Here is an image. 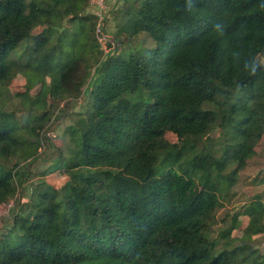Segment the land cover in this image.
Returning a JSON list of instances; mask_svg holds the SVG:
<instances>
[{
    "label": "trees",
    "instance_id": "trees-1",
    "mask_svg": "<svg viewBox=\"0 0 264 264\" xmlns=\"http://www.w3.org/2000/svg\"><path fill=\"white\" fill-rule=\"evenodd\" d=\"M89 8L0 0V85L20 71L27 86L52 75L54 101L86 94L47 167L64 170L66 182L39 179L22 203L24 164L40 158L56 115L20 122L0 105V204L12 201L15 212L4 218L0 264H235L261 230L264 203L245 207L241 244L228 237L232 223L216 252L208 230L238 154L264 135V0H141L105 51ZM142 32L154 48L137 53ZM123 36L133 41L116 43ZM253 60L249 75L243 66ZM219 124L220 148L204 135Z\"/></svg>",
    "mask_w": 264,
    "mask_h": 264
},
{
    "label": "rangeland",
    "instance_id": "rangeland-1",
    "mask_svg": "<svg viewBox=\"0 0 264 264\" xmlns=\"http://www.w3.org/2000/svg\"><path fill=\"white\" fill-rule=\"evenodd\" d=\"M140 1L105 0L102 13L93 6H90L91 8L88 10L89 13L97 17L98 25L102 23V34L112 36L125 20H131L135 17V11ZM125 11H128V13L122 16L120 12L123 13ZM104 38L103 36L98 38L103 51L107 49L104 45ZM134 41L138 44L137 53L150 52L154 48L153 40L145 32L140 33ZM114 44L115 41H112V45ZM124 47L126 46L123 44L122 48ZM261 62L264 63V57L261 58ZM54 83V77L48 75L44 78L42 86L39 84L27 86L25 75L18 71L10 76L7 84L0 85L1 108L5 112H13L18 121L24 122L28 115L46 109L52 110L53 114L56 115L53 124L43 135V144L39 148L40 158L24 164V169L29 170L31 175L21 190L23 193V197L20 200L21 203L26 201L27 192L25 189L39 179L45 180L59 189L68 178L64 170L48 172L47 167L57 153L55 146H59L62 143L61 135H63L64 128L78 119V112L84 108L86 94L83 93L76 100L54 101ZM83 87L85 88V84ZM131 98H134V96L132 95ZM223 129L225 128L219 124L213 131L205 132L204 135L211 137L210 142L220 148L221 144L219 146V143L223 138ZM166 137L169 141L177 142L179 145L184 142L176 139L172 134H167ZM192 139L193 135L188 133L186 141H191ZM198 145L201 144L199 143ZM13 161L14 158H9L7 165L10 166ZM237 161L241 163V166L235 176L234 183L229 189H223L224 191L220 197V206L215 209L214 219L208 230L209 238L215 241L214 251L216 252L226 246V238L221 236V231L228 228L232 223H235V228L228 237L232 239V245L242 243V231L248 220L247 215L243 214L245 207L255 200L264 203V135L257 142L251 154L241 152L237 156ZM1 209H4V207L0 206ZM12 213L15 212L13 211ZM12 213L9 212L11 217ZM10 221V219L0 218V233L3 229H8L11 224ZM260 225V232L244 241L250 249H244V254L239 255V257L244 258H239L240 260L235 264H264V214Z\"/></svg>",
    "mask_w": 264,
    "mask_h": 264
},
{
    "label": "built area",
    "instance_id": "built-area-1",
    "mask_svg": "<svg viewBox=\"0 0 264 264\" xmlns=\"http://www.w3.org/2000/svg\"><path fill=\"white\" fill-rule=\"evenodd\" d=\"M88 3L90 4V6H93L97 9H99V11H101V13L104 11L105 0H88ZM0 206L4 207V209L0 210V218L4 219L6 217H9L10 209L13 206L12 201L9 203L0 204Z\"/></svg>",
    "mask_w": 264,
    "mask_h": 264
},
{
    "label": "clouds",
    "instance_id": "clouds-1",
    "mask_svg": "<svg viewBox=\"0 0 264 264\" xmlns=\"http://www.w3.org/2000/svg\"><path fill=\"white\" fill-rule=\"evenodd\" d=\"M215 29L220 31L221 33L223 31V28L219 23L215 25ZM257 66V63L255 62V60H253L252 62H245L243 67L249 75H255L257 71Z\"/></svg>",
    "mask_w": 264,
    "mask_h": 264
},
{
    "label": "water",
    "instance_id": "water-1",
    "mask_svg": "<svg viewBox=\"0 0 264 264\" xmlns=\"http://www.w3.org/2000/svg\"><path fill=\"white\" fill-rule=\"evenodd\" d=\"M101 27H102V23H100V24L98 25V27H97V32H96L97 37H102V36H103V37H105V39H106L107 41H110L111 36H109V35H103L102 32H101ZM121 41H133V39L128 38V37H126V36H123V37L117 39V40H116V43H120Z\"/></svg>",
    "mask_w": 264,
    "mask_h": 264
}]
</instances>
